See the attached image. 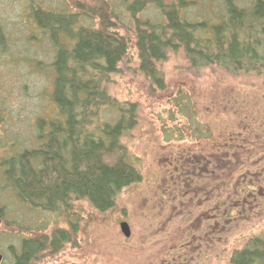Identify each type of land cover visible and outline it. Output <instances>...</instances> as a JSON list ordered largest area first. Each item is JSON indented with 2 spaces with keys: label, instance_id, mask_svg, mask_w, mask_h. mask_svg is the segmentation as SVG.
<instances>
[{
  "label": "rangeland",
  "instance_id": "rangeland-1",
  "mask_svg": "<svg viewBox=\"0 0 264 264\" xmlns=\"http://www.w3.org/2000/svg\"><path fill=\"white\" fill-rule=\"evenodd\" d=\"M187 1L196 2L183 12L191 22L224 19L220 4L211 10V0ZM236 2L245 7L251 0ZM31 6L85 14L84 25L98 28L103 21L127 40L117 73L103 87L116 102L136 106V125L121 145L141 181L122 190L110 211L99 213L85 201H72L69 212L58 216L21 204L0 179L2 264L13 262L22 239L49 241L54 230L69 232L71 223L77 232L70 241L31 264H228L247 239L264 237V71L236 76L217 67L193 71L178 51L156 65L164 83L159 91L139 71L133 21L119 0H0L7 49L0 54V158L12 153V146L33 147L37 119L54 112L46 69L50 45L28 19ZM156 17L148 5L134 20ZM179 94L185 96L186 114L174 107ZM238 133L249 138L246 155L240 156L252 163L240 170L243 177L222 178L217 185L227 180L226 188L214 193L200 191L205 185L173 183L178 160L198 163L204 146H225ZM121 223L129 228L128 238Z\"/></svg>",
  "mask_w": 264,
  "mask_h": 264
},
{
  "label": "trees",
  "instance_id": "trees-1",
  "mask_svg": "<svg viewBox=\"0 0 264 264\" xmlns=\"http://www.w3.org/2000/svg\"><path fill=\"white\" fill-rule=\"evenodd\" d=\"M119 1L133 21L139 71L159 91L164 83L156 65L178 51L193 71L217 67L231 76L264 71V0H251L245 7L236 0H211V10L216 4L223 10L224 19L219 24L185 19L183 12L196 3L192 1ZM148 5L157 17L134 20ZM29 11L28 19L50 45L46 69L54 112L50 118L37 119L33 147L12 146V153L0 158V179L18 202L46 213L66 215L72 201H85L95 211L105 213L114 208L122 190L141 181L121 145L122 136L136 125V106L116 102L103 87L109 76L117 73L128 42L103 21L98 28L84 25L80 18L87 17L85 14L56 13L33 6ZM6 51L0 29V54ZM183 99L185 96L179 94L174 107L186 114ZM235 138L231 141L236 150L229 146L231 142L226 144L216 164L220 183L233 173L243 177L242 167L252 165L250 158L242 160L240 156L247 152L241 143L244 141L237 143ZM233 149L235 153H231ZM178 162L185 164V160ZM189 163L190 168L195 164L191 173L198 177L203 168ZM226 181L219 189L226 188ZM76 232L71 223L69 232L54 230L49 241L22 239L11 264H31L45 251L55 254ZM228 264H264V237L247 239L241 249L231 253Z\"/></svg>",
  "mask_w": 264,
  "mask_h": 264
},
{
  "label": "flooded vegetation",
  "instance_id": "flooded-vegetation-1",
  "mask_svg": "<svg viewBox=\"0 0 264 264\" xmlns=\"http://www.w3.org/2000/svg\"><path fill=\"white\" fill-rule=\"evenodd\" d=\"M241 135H242L241 133H238L237 136H235L236 137L234 139L235 142L238 143L239 140L241 141V139H242ZM248 139H249L248 137H246L245 139H242V141H244V142H241V143L243 144L244 148H246L247 145H249ZM229 146L231 148L232 147L235 148V150H236L234 142L232 143V141H231V144ZM225 147H226V145L224 147H222V145L215 143V142L210 144L209 147L204 146L203 147L204 149L202 151L200 150L202 157H201L200 161H198V164H196V165H199L197 168H199V167L203 168V169H201L200 172L198 170L199 176L195 178V177H193V174L191 173V170L194 171L193 169L195 168L194 167L195 164H191V167L193 166L192 167L193 169H192V168H190V163H187V164L183 163V165L178 166L179 167L178 169H174L172 171V176L175 175V177L172 178L173 183H175V179H176V181L179 183V185L186 183L189 186H194L195 189L199 188L200 186L205 185L203 188H200V191H204V192L207 191L209 193H211V192L214 193L217 190H219L218 189L219 185H217V183L219 184V182H220V176L218 175L216 164L220 160V158L222 156L221 152L223 149L225 150ZM235 150L233 149L231 151V153H235V152H233ZM186 168H188V170L185 171ZM177 172L180 175H177ZM200 182L203 185H198ZM195 183H197L198 186L195 185ZM215 217L216 216H213V218H215ZM213 218H211L210 220H213Z\"/></svg>",
  "mask_w": 264,
  "mask_h": 264
},
{
  "label": "water",
  "instance_id": "water-1",
  "mask_svg": "<svg viewBox=\"0 0 264 264\" xmlns=\"http://www.w3.org/2000/svg\"><path fill=\"white\" fill-rule=\"evenodd\" d=\"M0 225H1V220H0ZM120 231L122 233V235L125 237V238H128L129 235H130V232H129V228L127 226V224L125 223H121L120 224ZM2 263V256L0 255V264Z\"/></svg>",
  "mask_w": 264,
  "mask_h": 264
}]
</instances>
